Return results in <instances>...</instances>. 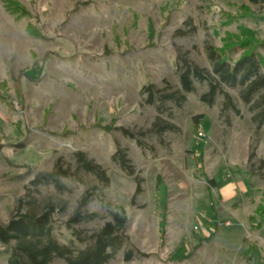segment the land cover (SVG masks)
Returning a JSON list of instances; mask_svg holds the SVG:
<instances>
[{
    "label": "rangeland",
    "instance_id": "1",
    "mask_svg": "<svg viewBox=\"0 0 264 264\" xmlns=\"http://www.w3.org/2000/svg\"><path fill=\"white\" fill-rule=\"evenodd\" d=\"M188 17L194 33L174 36ZM205 42L232 47L233 61L246 42L257 47L264 62V5L0 0V224L28 191L39 209L66 202L65 211L53 215L60 225L55 235L61 242L75 240L61 223L83 192L95 186L87 209L101 217L73 226L86 239L75 240L76 245L89 243L109 210L122 208L126 245L147 254L123 261L120 250L107 264H264V209L263 215L253 213L256 204L250 202L252 197L264 207V125L256 132L240 103L242 117L229 114L226 121L219 115L220 97L212 106L201 102L206 85L196 82L181 108L168 103L171 117L163 115L178 131L139 135L140 147L119 130L150 127L156 112L142 103L139 91L149 82L178 85L177 47L209 68ZM118 146L142 179L136 196L133 177L111 159ZM77 150L105 168L107 186L80 173L81 182L61 178L70 193L58 194L52 185L34 191L28 185L36 172L52 170L58 157L73 168ZM225 190L234 195L221 203L217 197ZM9 250L0 246V264H7Z\"/></svg>",
    "mask_w": 264,
    "mask_h": 264
},
{
    "label": "trees",
    "instance_id": "2",
    "mask_svg": "<svg viewBox=\"0 0 264 264\" xmlns=\"http://www.w3.org/2000/svg\"><path fill=\"white\" fill-rule=\"evenodd\" d=\"M249 1L264 5V0ZM182 24V27L175 29L174 36L184 37L194 33L195 27L191 24V18L188 17ZM184 26H188V29ZM240 45L242 51L233 61L230 56L232 47L217 48L205 42L204 52L209 68L198 65L189 57V51H181L177 47L175 70L178 85L174 86L167 80H163V85L160 87L153 82L144 84L139 91L142 103L152 106L156 116L146 131L133 132L129 128L119 127L121 133L125 137L134 139L141 147L143 143L138 138L139 135L153 133L160 136L164 132L178 131V126L163 115L171 117L168 103L181 108L187 94L195 91L196 82L206 85V90L199 94L201 102L212 106L220 97L219 115L226 121H229V114L242 117V106L250 114L249 121L258 132L264 125L263 57L257 47L249 46L246 42H241ZM230 90L234 91L236 96H233ZM198 117L200 116H194L193 119L196 121ZM253 156L252 150L249 158ZM72 157L75 163L73 168L69 163L64 167L62 158L58 157L52 170L36 172L28 185L34 191H37L40 185H52L58 194H63L70 193L71 190L61 182V178L81 182L83 175H91L101 184V188L109 184L105 168L88 157L85 152L77 150L73 152ZM111 159L125 174L133 177L136 184L134 195L140 194L142 179L136 174L135 166L126 149L118 146ZM95 189V186L86 189L67 220L61 223L71 231L76 241L82 243L86 239L81 238L78 231L72 228L74 225L101 217L96 211L87 209V205L96 193ZM65 209L66 202H61L59 205L47 202L39 209L33 196L25 191L24 197L18 199L16 208L8 221L0 224V246L10 249L6 258L7 264H57L56 260L62 261L63 264H107L120 250L123 261H131L147 255L131 244L126 245L129 241L126 234L127 216L122 208L109 210V219L90 235L88 239L90 241L85 246H77L73 239L66 242L59 241L55 230L60 225L53 215L56 211L64 212ZM263 209L264 207L258 204L255 213L263 215Z\"/></svg>",
    "mask_w": 264,
    "mask_h": 264
},
{
    "label": "crops",
    "instance_id": "3",
    "mask_svg": "<svg viewBox=\"0 0 264 264\" xmlns=\"http://www.w3.org/2000/svg\"><path fill=\"white\" fill-rule=\"evenodd\" d=\"M239 185V184H238ZM240 185H242L243 186V188H244V192L246 193V192H248V189H247V187L245 186V185H243V183L241 182V184ZM214 186H218L217 185V183L215 182L214 183ZM224 187H226V186H224ZM223 189V188H222ZM230 192H228V191H226L225 190V193L224 192H222V193H220L219 195H218V197H217V199L219 200V202H224V201H226V200H228L229 198H231L232 196H229L230 194H229ZM250 202H251V204L252 205H255V207L253 208V213H255V209H256V206L258 205V203H255V199H253L252 197L250 198ZM249 216H251L252 217V214H249L246 218H249ZM254 216V215H253ZM201 246H199V248H200Z\"/></svg>",
    "mask_w": 264,
    "mask_h": 264
},
{
    "label": "built area",
    "instance_id": "4",
    "mask_svg": "<svg viewBox=\"0 0 264 264\" xmlns=\"http://www.w3.org/2000/svg\"><path fill=\"white\" fill-rule=\"evenodd\" d=\"M202 136V133L201 132H198V137H201Z\"/></svg>",
    "mask_w": 264,
    "mask_h": 264
}]
</instances>
